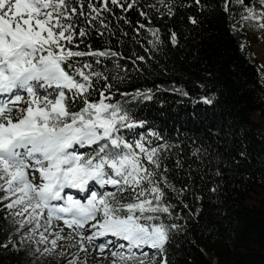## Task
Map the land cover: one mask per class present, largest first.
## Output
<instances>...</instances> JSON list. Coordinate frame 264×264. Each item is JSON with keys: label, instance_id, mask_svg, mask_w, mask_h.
I'll list each match as a JSON object with an SVG mask.
<instances>
[{"label": "snow or ice", "instance_id": "obj_1", "mask_svg": "<svg viewBox=\"0 0 264 264\" xmlns=\"http://www.w3.org/2000/svg\"><path fill=\"white\" fill-rule=\"evenodd\" d=\"M200 2L194 0L197 7ZM232 2L225 0V10ZM256 2L260 10L252 0H235L243 21L264 27V0ZM158 3L163 11L155 4L139 9L147 23L137 21L134 29L150 37L146 52L164 43L146 9L160 18L176 14L175 0ZM112 6L127 13L138 0H0V208L20 241L10 234L0 247L25 252L49 242L46 233L54 235L51 249L27 251L43 255L58 240H73L74 233L83 251L85 241L100 253L109 250L111 264H170L168 246L187 224L173 199L182 203L189 185L172 181L167 160L174 145L138 108L160 91L189 93L161 85L120 90L132 70L142 71L137 62L151 57H126L110 44L97 48L89 42L93 32L103 37L111 31L105 14L114 15ZM188 21L199 23L195 17ZM168 37L178 46L177 31L169 30ZM125 59L132 69L121 64ZM198 102L212 105L215 99L201 96ZM175 166L182 168V161ZM67 189L84 193V199ZM64 227L70 229L67 236L61 235Z\"/></svg>", "mask_w": 264, "mask_h": 264}, {"label": "trees", "instance_id": "obj_2", "mask_svg": "<svg viewBox=\"0 0 264 264\" xmlns=\"http://www.w3.org/2000/svg\"><path fill=\"white\" fill-rule=\"evenodd\" d=\"M150 4L164 10L158 0H138L137 8L127 13L112 6L114 15L105 14L111 31L103 37L93 32L89 42L97 48L110 44L126 57H151L137 62L142 71L132 70L121 91L161 85L189 93L184 97L160 91L138 108L174 145L167 160L172 181L177 187L189 185L182 203L173 199L187 224L168 246L170 264H264V69L249 42L254 23L241 19L243 8L235 0L227 10L225 0H201L199 7L194 0H175L172 18L146 9L164 41L158 50L146 52L150 37L134 29L137 21L147 23L139 9ZM189 17L199 23L192 25ZM169 30L178 32V46L168 42ZM121 64L133 68L127 59ZM201 96L214 97L215 102H198ZM197 148L202 151L194 155ZM177 159L182 168L175 166ZM214 187L217 191L212 192ZM4 216L0 208V244L12 234L19 245L15 227ZM33 247L42 250L30 245L15 253L11 246L0 247V264H46L47 253L27 255Z\"/></svg>", "mask_w": 264, "mask_h": 264}, {"label": "rangeland", "instance_id": "obj_3", "mask_svg": "<svg viewBox=\"0 0 264 264\" xmlns=\"http://www.w3.org/2000/svg\"><path fill=\"white\" fill-rule=\"evenodd\" d=\"M255 9L260 10L261 5L259 3L254 4ZM249 42L251 45L252 52L260 66L264 69V27H261L260 24H253L251 28V32L249 34ZM27 99V97H25ZM20 107H26L24 104H20ZM253 118H257L256 116H253ZM262 134L264 132L261 131ZM87 150L88 149H82ZM110 188V187H109ZM73 195V193H70ZM81 198H84V193L81 196ZM54 225H61L62 222H56L54 221ZM43 229H41L42 231ZM56 231L59 230V227L55 228ZM51 231V230H50ZM70 232V229L67 227H64V231L61 233L62 236H67ZM46 235H49V242H47L44 245H38L42 248L48 247L52 248V245L50 243L51 239H54V235H50L46 233ZM85 235H88L85 234ZM74 239L73 240H66L61 239L57 241V246L55 249H52V251L48 254V257L46 259V264H66L68 260H75L76 264H111V260L113 259L110 255L109 250H105L104 253H100L93 249L91 245H88L85 241V246L88 248L87 251L81 250L79 244L76 243V240L79 239V237H75V234L73 233ZM38 239V237H37ZM108 239H115L114 237H109ZM103 238L100 242H102ZM99 241H96V243H100ZM122 243V241L120 242ZM74 245V246H73ZM63 253V255H61Z\"/></svg>", "mask_w": 264, "mask_h": 264}, {"label": "bare ground", "instance_id": "obj_4", "mask_svg": "<svg viewBox=\"0 0 264 264\" xmlns=\"http://www.w3.org/2000/svg\"><path fill=\"white\" fill-rule=\"evenodd\" d=\"M67 192H69V193H73V196L75 197V198H77V199H81V200H83L84 198H81V196L83 195V193H80V192H78L77 190H75V189H67L66 190ZM88 232L87 231H85L84 232V234H87ZM110 237V236H109ZM108 237V238H109ZM102 239V238H101ZM99 242L101 241V240H98ZM119 242H121V241H119Z\"/></svg>", "mask_w": 264, "mask_h": 264}]
</instances>
